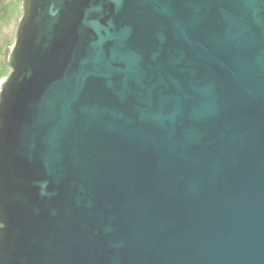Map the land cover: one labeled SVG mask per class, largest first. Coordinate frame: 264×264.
<instances>
[{"label":"water","instance_id":"1","mask_svg":"<svg viewBox=\"0 0 264 264\" xmlns=\"http://www.w3.org/2000/svg\"><path fill=\"white\" fill-rule=\"evenodd\" d=\"M22 8L0 264H264V0Z\"/></svg>","mask_w":264,"mask_h":264},{"label":"rangeland","instance_id":"2","mask_svg":"<svg viewBox=\"0 0 264 264\" xmlns=\"http://www.w3.org/2000/svg\"><path fill=\"white\" fill-rule=\"evenodd\" d=\"M0 1V90L12 68L9 57L15 42L20 18L23 14V0Z\"/></svg>","mask_w":264,"mask_h":264},{"label":"crops","instance_id":"3","mask_svg":"<svg viewBox=\"0 0 264 264\" xmlns=\"http://www.w3.org/2000/svg\"><path fill=\"white\" fill-rule=\"evenodd\" d=\"M0 1H5V2L9 3V1H8V0H0Z\"/></svg>","mask_w":264,"mask_h":264}]
</instances>
